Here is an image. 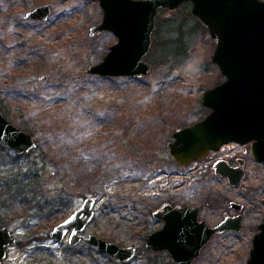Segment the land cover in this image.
I'll return each mask as SVG.
<instances>
[{
  "label": "rangeland",
  "instance_id": "374dc122",
  "mask_svg": "<svg viewBox=\"0 0 264 264\" xmlns=\"http://www.w3.org/2000/svg\"><path fill=\"white\" fill-rule=\"evenodd\" d=\"M46 3L53 4L48 20L26 18L28 11ZM191 9L192 3L186 1L175 10H160L145 56L149 74L110 80L87 72L118 41L110 31L90 34L91 27L103 19L99 0H0L2 95L16 118L24 116L38 128L35 139L41 134L52 138L56 147L69 149V154L80 152L85 167L84 188H67L52 174L51 166L41 173L49 198L61 189L72 194L73 205L67 213L40 222L0 211V222L8 220L0 226H7L17 239L9 248L13 264L126 263L86 241L72 246L69 235L62 242L51 238L53 227L86 197H94L97 203L84 234L136 246L137 253L127 264H178L169 252L146 247V235L163 226L153 212L164 202L199 205L200 218L212 226L224 220L226 213H239L231 206L233 201L242 203V230L215 234L193 264H249L253 238L264 220V162L254 157L251 142H229L185 167L173 160L167 147L174 131L211 111L202 104V96L226 79L212 60L217 39ZM16 84L27 93L11 91ZM57 123L67 125L70 132L53 134ZM73 127L80 128L78 134ZM168 130L169 138L162 140ZM115 136L124 140L111 143ZM148 136L151 140L140 150H133L126 141L138 138L134 143L142 145V138ZM38 152L36 148L29 151V159ZM239 158L244 160L245 175L239 185H232L215 172L214 164L225 159L237 166ZM68 160L67 156L64 161ZM66 170L67 176L74 175L68 174L67 166Z\"/></svg>",
  "mask_w": 264,
  "mask_h": 264
},
{
  "label": "water",
  "instance_id": "95a60500",
  "mask_svg": "<svg viewBox=\"0 0 264 264\" xmlns=\"http://www.w3.org/2000/svg\"><path fill=\"white\" fill-rule=\"evenodd\" d=\"M192 3V14L217 39L212 56L226 79L205 91L201 102L211 111L194 124L172 133L167 144L173 160L181 167L203 159L211 150L235 141L251 142L252 153L264 162V0H99L104 15L90 34L110 31L118 37L104 59L90 66L87 72L103 77H139L147 75L151 66L145 56L149 53L156 19L161 9L175 10L184 2ZM52 4L36 6L26 17L46 21ZM0 141L11 152L22 154L36 148L35 136L0 111ZM233 166L227 160L214 164L215 172L239 185L245 175L244 160ZM94 197H86L80 207L50 231L56 242L70 233V244L82 240L120 262L132 260L136 246H121L95 234H83L95 217ZM236 215L225 214L217 225L201 219L199 205L164 203L153 216L163 220V226L146 235V247L153 252L167 251L178 264H193L205 245L217 233L241 231L244 216L242 203L233 201ZM7 226H0V263L10 264L7 248L16 243ZM249 264H264V220L253 238Z\"/></svg>",
  "mask_w": 264,
  "mask_h": 264
},
{
  "label": "trees",
  "instance_id": "16d2710c",
  "mask_svg": "<svg viewBox=\"0 0 264 264\" xmlns=\"http://www.w3.org/2000/svg\"><path fill=\"white\" fill-rule=\"evenodd\" d=\"M198 21L205 27L200 20ZM103 78L110 80L117 79L116 77ZM20 86L16 84L11 86L10 89L13 92H17L18 95L27 93L23 88L20 89ZM0 111L8 118L15 119L20 128L31 132L33 135L37 134L38 128H36L35 124H31L28 120H23L22 117L24 116H21V118L15 117L5 96L2 95V91H0ZM148 121L152 122L151 119H147ZM73 130L78 134L80 128L77 130L76 127H73ZM66 131L70 132L67 129V125L63 123H57L54 130H52L53 134H60ZM170 132L171 130H168V132L163 134L166 135V138H162V140H167ZM148 137L142 138V145L134 143V140L140 141L138 138H132V140L126 139V141L132 146L133 150H140L145 146L147 147L148 144L145 142H147V139L151 140V137ZM158 138H161V136ZM74 140L78 141L79 139L75 138ZM116 140L121 142L124 139L121 140L119 136H115L111 139V143H114ZM36 142V149H39V152L33 159H29V152L13 154L6 145L0 142V211H4L7 215L10 214L12 216L24 214L28 220L44 222L49 221L59 213H67L72 207L74 200L72 194L67 195L63 189L55 194L52 199L49 198L44 189L43 179L41 177L42 171L47 166H51L52 174L61 179L67 188L71 189L75 187L74 185H79L84 188L85 184L82 181V174L85 172V167L82 166L84 162L81 160L80 152L71 151L73 154H69V149L65 151L63 147H56L52 138L47 137L44 139L41 134L36 139ZM74 145L75 142L70 144L69 148H74ZM67 156L69 160L66 163L64 160ZM65 165L70 169L68 174L74 173V175L70 177L66 175L67 170ZM89 165L86 166V169L91 167ZM80 193L81 195H85L82 191ZM47 208L49 209L45 212ZM0 223L7 224V218H3ZM35 226H38V224ZM124 264H127V262Z\"/></svg>",
  "mask_w": 264,
  "mask_h": 264
},
{
  "label": "flooded vegetation",
  "instance_id": "af4514ba",
  "mask_svg": "<svg viewBox=\"0 0 264 264\" xmlns=\"http://www.w3.org/2000/svg\"><path fill=\"white\" fill-rule=\"evenodd\" d=\"M51 4H52V3H51ZM52 8H53V4H52ZM51 13H52V12H51ZM26 18H27V17H26ZM27 19H29V18H27ZM48 19H49V18H48ZM48 19H47V20H48ZM29 20H34V21H37V22H42V21H38V20H35V19H29ZM167 202H168V203H171L173 206H175V205H181V204L172 203V202H169V201H167ZM164 203H166V202H164ZM164 203H163V204H164ZM163 204H162V205H163ZM162 205H160L157 209H159L160 207H162ZM95 206H96V205H95ZM182 206H184V205H182ZM190 206H194V205H190ZM200 208H201V207H200ZM157 209H156V210H157ZM154 211H155V210H154ZM95 212H96V210H95ZM153 213H154V212H153ZM159 220H161V219H159ZM161 221L163 222V220H161ZM163 223H164V222H163ZM12 233H13V231H12ZM83 234H84V232H83ZM68 235H69V242H70V233H68ZM68 235H67V236H68ZM84 235H85V234H84ZM67 236H66V237H67ZM66 237H65V239H66ZM65 239H64V240H65ZM64 240H63V241H64ZM83 241H84V240H82L81 242H83ZM81 242H80V243H81ZM80 243H78V244H80ZM78 244H77V245H78ZM74 246H76V245H74ZM10 247H11V246H10ZM10 247L7 248V251H8V253H7V260L10 262V264H13V262H12L11 260H9V257H8V255H9V248H10ZM0 264H1V263H0Z\"/></svg>",
  "mask_w": 264,
  "mask_h": 264
},
{
  "label": "bare ground",
  "instance_id": "6f19581e",
  "mask_svg": "<svg viewBox=\"0 0 264 264\" xmlns=\"http://www.w3.org/2000/svg\"><path fill=\"white\" fill-rule=\"evenodd\" d=\"M224 259H225V257H224Z\"/></svg>",
  "mask_w": 264,
  "mask_h": 264
}]
</instances>
